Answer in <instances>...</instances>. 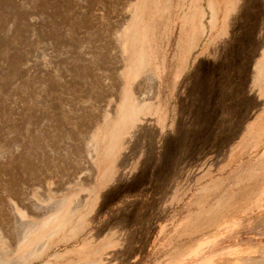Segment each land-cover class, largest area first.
I'll return each mask as SVG.
<instances>
[{
	"label": "crops",
	"instance_id": "crops-1",
	"mask_svg": "<svg viewBox=\"0 0 264 264\" xmlns=\"http://www.w3.org/2000/svg\"><path fill=\"white\" fill-rule=\"evenodd\" d=\"M146 5L147 22L160 16V42L146 33L125 55L123 86L142 109L123 129L118 176L84 232L102 224L54 257L88 263L93 247L96 262L184 264L200 245L215 262H241L255 247H216L248 211H264V176L253 174L264 163L249 159L264 149V0Z\"/></svg>",
	"mask_w": 264,
	"mask_h": 264
},
{
	"label": "rangeland",
	"instance_id": "rangeland-1",
	"mask_svg": "<svg viewBox=\"0 0 264 264\" xmlns=\"http://www.w3.org/2000/svg\"><path fill=\"white\" fill-rule=\"evenodd\" d=\"M146 3L0 0V263L80 264L54 252L102 224L101 218L84 232L89 213L102 208L100 193L118 176L123 129L142 109L123 86L125 55L142 48L146 35L160 42V16L147 22ZM144 68L142 57L137 69ZM249 159L250 166L264 163V149ZM263 166L253 174L264 176ZM49 215L50 224L21 243L26 223ZM241 221L234 239L216 248L245 244L256 250L240 264L264 261V211H248ZM200 247L187 250L184 264L214 262ZM32 249L41 252L35 260L20 259ZM96 250L89 248L90 262L83 264H110L96 262Z\"/></svg>",
	"mask_w": 264,
	"mask_h": 264
},
{
	"label": "bare ground",
	"instance_id": "bare-ground-1",
	"mask_svg": "<svg viewBox=\"0 0 264 264\" xmlns=\"http://www.w3.org/2000/svg\"><path fill=\"white\" fill-rule=\"evenodd\" d=\"M127 33V32H126ZM126 33H124V36H126ZM130 34V33H129ZM126 111V110H125ZM124 114V113H123ZM124 116V115H123ZM122 121H123V119H121ZM114 126V125H113ZM123 126V125H122ZM120 127V126H119ZM113 128V127H112ZM111 130H113V129H111ZM118 132L120 133V131L118 130ZM112 133V132H111ZM115 133V132H114ZM108 135H110V134H108ZM119 137V136H118ZM117 140V139H116ZM117 142V141H116ZM110 143L111 144H114V141H113V139L111 138V140H110ZM116 145V144H115ZM114 145V146H115ZM111 149V148H110ZM106 151H108V150H106ZM109 152V151H108ZM105 152H103V154H104ZM106 154V153H105ZM109 154V153H108ZM106 176V175H105ZM59 204H60V202H59ZM58 206H60V205H58ZM56 209H57V207H56ZM69 209H70V207H69ZM54 211V210H53ZM57 211V210H56ZM66 211V210H65ZM68 211V210H67ZM72 211H74V210H72ZM71 211V212H72ZM67 213H70V212H67ZM66 213V214H67ZM65 214V213H64ZM64 214H62L63 216H64ZM69 215V214H68ZM71 215V214H70ZM61 218H62V216H61ZM60 218V219H61ZM52 216L51 215H49L46 219H44V220H42V221H40V222H38V223H31V222H29V223H31V224H29L28 225V223H26V227H25V229L22 231V233H21V235H20V241H21V243H24V242H28V241H31V239H33V237H35V236H38V235H36L37 234V232H39L43 227H45V226H47V225H49L50 224V222L52 221ZM59 219V218H58ZM57 219V220H58ZM64 219H65V217H64ZM68 219V218H67ZM66 219V220H67ZM70 220V219H69ZM64 223V222H63ZM67 223V222H66ZM65 223V224H66ZM24 225V224H23ZM61 225V224H60ZM52 227V226H51ZM62 228V226L60 227V229ZM48 230V229H47ZM50 230V229H49ZM48 230V231H49ZM52 230H53V227H52ZM52 230H50V231H52ZM56 230V229H55ZM43 231V230H42ZM45 231V230H44ZM60 231V230H59ZM53 232H54V230H53ZM52 232V233H53ZM41 233V232H40ZM47 233V232H46ZM51 233V232H50ZM43 234H45L44 232H43ZM43 234L41 233V236H43ZM48 234V233H47ZM47 234H45V235H47ZM48 235H50V234H48ZM40 237V236H39ZM45 237V236H44ZM37 239H39L40 240V238H38V237H36ZM42 238V237H41ZM46 238V237H45ZM35 241V240H34ZM30 243V242H29ZM26 244V243H25ZM35 246V245H34ZM33 246V247H34ZM36 246H38V244L36 245ZM35 246V247H36ZM34 247V248H35ZM42 247V246H41ZM36 248H38V247H36ZM43 248V247H42ZM41 252H39V250L38 249H32V250H29V251H27L25 254H23V255H20L21 256V258L20 259H23V260H29V261H31V259H33L34 258V260H35V258L38 256H36V254H40ZM19 256V255H18ZM19 256V257H20ZM42 255H40L39 257H41ZM22 260V261H23ZM1 261V260H0ZM14 262V261H13ZM15 263H16V261H15ZM17 263H18V261H17ZM27 263H28V261H27ZM46 263H48V262H46ZM45 263V264H46ZM240 264L241 262H239V261H237V260H232V261H214V262H212V263H209V264ZM245 263V262H244ZM0 264H4V262L3 263H0ZM7 264H9V263H7ZM11 264V263H10ZM19 264V263H18ZM48 264H50V263H48ZM93 264V263H92ZM96 264V263H95ZM97 264H99V263H97ZM205 264H208V263H205ZM257 264H264V261H260V262H257Z\"/></svg>",
	"mask_w": 264,
	"mask_h": 264
}]
</instances>
